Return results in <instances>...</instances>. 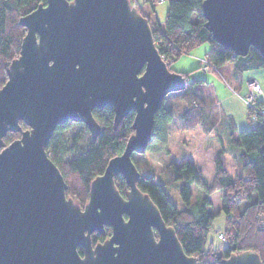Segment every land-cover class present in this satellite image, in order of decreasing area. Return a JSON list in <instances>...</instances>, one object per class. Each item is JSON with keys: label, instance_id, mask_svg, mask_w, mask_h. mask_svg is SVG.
Segmentation results:
<instances>
[{"label": "water", "instance_id": "obj_1", "mask_svg": "<svg viewBox=\"0 0 264 264\" xmlns=\"http://www.w3.org/2000/svg\"><path fill=\"white\" fill-rule=\"evenodd\" d=\"M201 10L214 42L235 56L255 49L264 58V0H204ZM19 25L26 32L0 88V264H199L137 187L132 155L145 153L165 97L186 88L159 56L149 20L129 0H46ZM104 107L114 130L133 112L132 134L90 182L81 207L66 196L46 147L67 122L96 140L92 112ZM9 132L20 138L5 145ZM105 228L108 238L92 245L91 235ZM220 264L263 263L243 251Z\"/></svg>", "mask_w": 264, "mask_h": 264}, {"label": "trees", "instance_id": "obj_2", "mask_svg": "<svg viewBox=\"0 0 264 264\" xmlns=\"http://www.w3.org/2000/svg\"><path fill=\"white\" fill-rule=\"evenodd\" d=\"M137 1L151 14H155L156 4L160 0ZM162 1L167 4L162 27L158 22L150 20L137 5L136 8L142 16L149 19L155 48L169 71L172 72L169 66L173 61L204 43L209 45L205 56L215 73L223 69L229 78L241 83L245 72L264 69V58L255 49L249 50L246 56H235L230 49H225L212 40L211 34L204 27L205 19L201 10L204 0ZM129 2L135 5L136 1ZM40 4L45 5L46 0H0V88L7 80L6 70L10 62L19 55L20 43L26 32L19 25V19ZM182 76L186 78V88L181 95L185 111L180 119L184 130H193L204 124L205 101L198 88L207 86L209 82L205 79L188 80L187 73H182ZM255 107L258 111L262 110V113L256 115L253 121L251 115L254 110L247 107L250 111L246 113L248 128L231 129L228 133L229 147L233 151V159L238 163L237 177L228 173L225 154L221 150L213 159L215 175L211 183L205 180L201 169L188 160L167 164L160 173V180L140 174L137 181L138 189L147 194L156 205L165 224L174 228L184 253L196 258L199 264H220L222 259L243 251L256 252L264 264L263 101L258 100ZM92 114L101 128L96 140H92L89 135L85 144L74 148L67 146L61 132L70 125L78 124L67 122L56 127L46 147L48 157L56 165L67 185L66 196L81 207L88 200L90 182L103 173L111 158L122 153L128 137L132 134L134 118V113H129L114 130L111 108L94 110ZM171 120L172 115L162 104L155 113L147 149L152 144L165 147L166 126ZM211 122L213 126L214 121ZM19 125L21 131L28 129L22 122ZM20 134L21 132L7 133L3 138L5 145L19 139ZM114 183L120 194L125 196L128 187L124 179L120 175L115 176ZM176 183H179L178 195L182 203L180 208L171 203L166 193V189L172 188ZM192 184L202 192L201 198L195 202H192ZM217 192H222L220 212L225 218V230L221 234L228 242L219 250L209 241L214 220L219 214L211 211L210 197ZM109 235V228L104 229L103 235L93 233L92 245L103 242ZM78 253L82 255L80 248Z\"/></svg>", "mask_w": 264, "mask_h": 264}, {"label": "rangeland", "instance_id": "obj_3", "mask_svg": "<svg viewBox=\"0 0 264 264\" xmlns=\"http://www.w3.org/2000/svg\"><path fill=\"white\" fill-rule=\"evenodd\" d=\"M135 1V6L137 5L139 9H142L150 20L158 22L161 27L163 26L167 9L166 2L160 0L156 4L155 14H151L145 6H141L138 4L137 0ZM208 50L209 45L207 43L201 44L188 54L180 56V58L173 61L169 66L172 72L180 74L187 73L188 80L206 79L209 82L207 86L198 85L200 86L198 92L205 101L203 126H197L193 130H184L180 119L182 113L185 111V103L181 99L183 91L167 95L163 101V106L166 111L172 115V120L166 126L165 147L160 148L152 144L144 154L132 155V160L141 176H150L155 180H160V173L167 164L170 162L188 160L200 168L205 180L211 183L215 175L213 159L217 152L222 150L225 154V167L228 173L232 177H237L239 172L238 163L233 159V151L230 150L228 134L225 131L226 128H224L226 118L223 116V110L220 108L221 104L217 102V99L224 100L231 93L233 82L225 74L223 69H220L218 73L213 72L214 69L209 64L208 57L205 56ZM204 69H206V71H204ZM254 72L264 73V69L255 70ZM251 73L247 72L244 74L245 81L253 79L258 82L256 78L250 77ZM238 95L245 96L243 93ZM243 104L246 113H250L246 103L243 102ZM211 121H214L213 126ZM88 136L89 133L84 130L81 124L70 125L61 132L64 144L72 146V148L85 144ZM178 187L179 183H176L172 188L166 189V193L171 203L175 207L180 208L182 203L179 199ZM190 189L192 193V202L201 198L202 192L196 185L192 184ZM221 194L222 192H217L210 197L212 201L211 211L219 214L214 220L209 235V241L212 242L218 250L228 244V242L224 240V237L223 239H219L218 236L225 230V218L223 213L220 212Z\"/></svg>", "mask_w": 264, "mask_h": 264}, {"label": "crops", "instance_id": "obj_4", "mask_svg": "<svg viewBox=\"0 0 264 264\" xmlns=\"http://www.w3.org/2000/svg\"><path fill=\"white\" fill-rule=\"evenodd\" d=\"M254 71L255 70L248 72L250 73L252 72L250 77L256 78L258 80L257 83H259L264 95V73L261 72L255 73ZM244 74L242 75L241 83L234 81L233 79L230 78L233 82V88L231 90V93L224 100L217 99V102L221 104L220 108L223 110V116H225L226 118V124L224 128H226L225 131L227 134L231 129L241 130L248 128L245 106L243 104L244 102L243 96L238 95L240 93H243V95H245L247 92L246 81L248 80L245 81ZM262 101L264 106V98H262Z\"/></svg>", "mask_w": 264, "mask_h": 264}, {"label": "built area", "instance_id": "obj_5", "mask_svg": "<svg viewBox=\"0 0 264 264\" xmlns=\"http://www.w3.org/2000/svg\"><path fill=\"white\" fill-rule=\"evenodd\" d=\"M204 71H206V69H204ZM247 85V92L245 94V96L243 97L244 102L246 103L247 107L250 108L252 111V115H251V119L254 121L256 119V115H261L262 110H257V108L255 107V103L258 102V100L264 98L263 96V92L262 89L259 85V83H257L254 80H248L246 82ZM219 239H223V235L219 234Z\"/></svg>", "mask_w": 264, "mask_h": 264}, {"label": "bare ground", "instance_id": "obj_6", "mask_svg": "<svg viewBox=\"0 0 264 264\" xmlns=\"http://www.w3.org/2000/svg\"><path fill=\"white\" fill-rule=\"evenodd\" d=\"M144 16V15H143ZM199 46V45H198ZM171 65V64H170ZM182 73V72H181ZM208 82V81H207ZM225 227V226H224Z\"/></svg>", "mask_w": 264, "mask_h": 264}]
</instances>
